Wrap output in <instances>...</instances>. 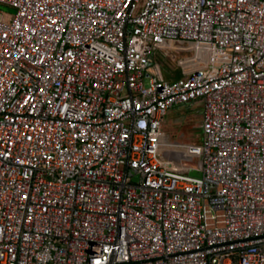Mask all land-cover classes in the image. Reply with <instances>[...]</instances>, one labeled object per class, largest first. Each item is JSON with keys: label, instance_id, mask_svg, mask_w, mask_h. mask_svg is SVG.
I'll use <instances>...</instances> for the list:
<instances>
[{"label": "built area", "instance_id": "built-area-1", "mask_svg": "<svg viewBox=\"0 0 264 264\" xmlns=\"http://www.w3.org/2000/svg\"><path fill=\"white\" fill-rule=\"evenodd\" d=\"M0 5V264H264V0ZM196 100L200 176L161 127Z\"/></svg>", "mask_w": 264, "mask_h": 264}, {"label": "rangeland", "instance_id": "rangeland-1", "mask_svg": "<svg viewBox=\"0 0 264 264\" xmlns=\"http://www.w3.org/2000/svg\"><path fill=\"white\" fill-rule=\"evenodd\" d=\"M0 9L6 15L13 12V8L6 5H0ZM193 50V43L189 40L170 39L166 41L165 49L158 50V64L163 68H168V71H171L174 76L178 75V72L184 69L181 60L190 57ZM163 76L169 78L166 74ZM197 106L199 105L194 104L190 108L184 106L183 109L175 110L176 112L172 110V107L163 117L161 124L162 130L166 134L167 142L170 144L165 150L166 155L186 169L193 166L198 167L201 162L200 155L188 154L182 146L187 143H198L201 141L203 131L202 123L200 122L201 107L199 109Z\"/></svg>", "mask_w": 264, "mask_h": 264}, {"label": "crops", "instance_id": "crops-1", "mask_svg": "<svg viewBox=\"0 0 264 264\" xmlns=\"http://www.w3.org/2000/svg\"><path fill=\"white\" fill-rule=\"evenodd\" d=\"M159 49H156L153 53H152V55H151V61H150V64H151V68H152V70H155V71H157L156 73L159 75V76H161V78H164V79H175V78H177V77H180V76H182V75H184L185 74V69H183L182 71H179L178 72V75H175L174 76V74H172L171 73V71H168L169 69L168 68H163V67H161L160 66V64H158V60H159V57H157V55H158V51ZM176 56V55H175ZM157 58H158V60H157ZM187 58H189V57H186V58H184V59H187ZM184 59H182V60H184ZM152 65L154 66V67H152ZM164 74H166V75H168V77L169 78H165L163 75ZM194 104H197V105H199V106H197L198 108L199 107H201V109H200V115H201V111H202V105H201V102L199 101V100H196V101H193V102H190V103H182V104H178V105H175V106H173V108H172V110L173 111H177V109H183L184 108V106H186V107H192V105H194ZM196 107V108H197ZM175 111V112H176ZM163 121V120H162ZM200 122H201V120H200Z\"/></svg>", "mask_w": 264, "mask_h": 264}, {"label": "water", "instance_id": "water-1", "mask_svg": "<svg viewBox=\"0 0 264 264\" xmlns=\"http://www.w3.org/2000/svg\"><path fill=\"white\" fill-rule=\"evenodd\" d=\"M151 53L148 55V59H149V64H150V61H151ZM150 66H151V64H150ZM155 66V65H154ZM153 65H152V67H154ZM155 73L157 72V71H155V70H153ZM157 74V73H156ZM158 75V74H157ZM159 76V75H158ZM160 78H161V76H159ZM167 138V137H166ZM134 171V169H130L129 170V172H133ZM187 173L189 174V175H192V176H200L201 175V171H200V169L199 168H197V167H189L188 169H187ZM138 179V176L136 175V176H134L133 177V180H137ZM214 261V263L216 262V259H214L213 260Z\"/></svg>", "mask_w": 264, "mask_h": 264}, {"label": "bare ground", "instance_id": "bare-ground-1", "mask_svg": "<svg viewBox=\"0 0 264 264\" xmlns=\"http://www.w3.org/2000/svg\"><path fill=\"white\" fill-rule=\"evenodd\" d=\"M175 146H177V145H175Z\"/></svg>", "mask_w": 264, "mask_h": 264}]
</instances>
